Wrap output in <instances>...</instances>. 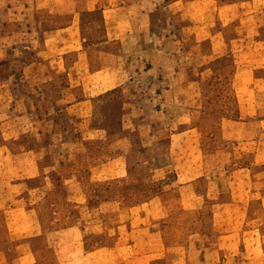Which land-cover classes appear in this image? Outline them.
Wrapping results in <instances>:
<instances>
[{"label":"crops","instance_id":"crops-1","mask_svg":"<svg viewBox=\"0 0 264 264\" xmlns=\"http://www.w3.org/2000/svg\"><path fill=\"white\" fill-rule=\"evenodd\" d=\"M216 1L0 0L7 24L15 26L2 20L3 47L33 45L27 67L45 65L51 75L73 77L66 89L74 88L77 74L76 86L97 89L68 101L65 110L128 86L138 99L131 100L125 129H145L147 144L155 138V122L167 132L175 178L133 211L125 233L133 235V252L113 264H264V3L251 21L231 16L232 5ZM163 10L170 14L159 33L153 18ZM95 11L102 12L107 34L89 44L83 14ZM26 156H32L30 174ZM41 160L40 149H0V218L11 216L14 223L0 232L19 234L0 240V264H107L100 255L82 263L40 257L43 247L32 246L46 225L41 218L26 227L20 206L26 184L40 175ZM172 202L181 205L177 211L166 209ZM207 203L217 224L203 239L165 238L180 230H166L160 219Z\"/></svg>","mask_w":264,"mask_h":264},{"label":"rangeland","instance_id":"rangeland-1","mask_svg":"<svg viewBox=\"0 0 264 264\" xmlns=\"http://www.w3.org/2000/svg\"><path fill=\"white\" fill-rule=\"evenodd\" d=\"M3 1L5 4L16 2ZM224 3L232 5L231 16H244L252 21L253 10L264 0L216 1L217 5ZM169 14L163 10L154 15L157 32L163 31L161 25ZM4 19L0 11V34ZM7 23L8 20L6 27H15ZM106 34L101 11L83 14V35L89 44L103 40ZM3 43L0 40V149L16 152L40 149L42 154L40 175L26 184L24 206H20L27 215L24 217L26 227L40 222L41 218L46 225L45 233L32 241V246L43 247L40 257H73L80 263L93 255H100L107 264L130 257L133 250L129 242L133 241V235L125 233L133 224V211L139 210L152 195L163 192L176 174L168 166L171 156L163 124L154 123L152 144H147L148 140L143 137L145 129H125L131 100L138 99L136 90L128 86L95 97L88 106L79 104L65 110L68 101L78 102L85 96L96 95L97 89L76 86L79 74L74 79V88L66 89L73 77L65 73L51 75L45 65L27 67L35 53L33 45L3 47ZM129 86L135 88L132 84ZM224 93L230 97L228 91ZM85 113H88L86 119L82 116ZM22 161L27 171L33 168L32 156ZM15 172L10 171L11 176ZM210 204L187 208L174 213L173 217L160 219L166 230L173 227L180 230L165 234V238L203 239L204 232L217 224ZM180 206L172 202L166 209L177 211ZM16 215L20 217L22 213ZM11 220V216L0 218V223L3 222L0 229H7L9 221L14 226ZM192 229L200 230L199 234L193 235ZM13 236L19 234L0 232V240L9 241Z\"/></svg>","mask_w":264,"mask_h":264}]
</instances>
